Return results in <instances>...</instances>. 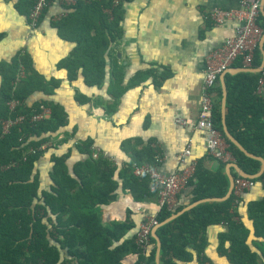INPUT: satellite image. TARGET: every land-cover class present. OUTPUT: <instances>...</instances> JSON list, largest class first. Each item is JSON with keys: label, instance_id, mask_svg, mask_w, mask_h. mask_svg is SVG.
Listing matches in <instances>:
<instances>
[{"label": "trees", "instance_id": "1", "mask_svg": "<svg viewBox=\"0 0 264 264\" xmlns=\"http://www.w3.org/2000/svg\"><path fill=\"white\" fill-rule=\"evenodd\" d=\"M121 1L79 0L54 23L61 38L75 43L70 55L58 63V68L66 70L69 81L77 80L81 74L87 86H102L107 76L108 57L111 58L109 94L114 102L107 106L108 112L115 111L117 101L129 86L155 77L153 70L139 71L126 83L123 64L118 62L116 54L113 57L110 53L111 45L122 37L124 10ZM34 2L17 0V11L29 20ZM259 23L264 30L262 14ZM2 36L0 33V39ZM261 61L262 52L257 47L253 66H259ZM21 64L25 75L17 80ZM234 66L241 67L238 62ZM0 71V162L15 163L0 174V264H124L123 258L137 251L136 232L145 215L135 221L129 211L124 221H105L102 206L117 201L121 189L128 190L136 201L148 203L158 198L149 176L135 175L131 166L133 162L154 163L155 150L150 144L134 149L133 161L118 171L106 155L92 156V139L75 140L64 153L52 155L54 164L50 176L53 184L50 190H41L39 177L33 173L36 162L49 148H59L70 142L73 134L65 131L62 139L55 140L68 121L61 104L50 100L27 105L26 100L35 91L51 94L61 80L45 79L26 51L18 52L11 62L2 63ZM261 75L262 72L225 75L228 88L226 122L247 150L264 156V98L257 93ZM166 77L163 74L162 78ZM215 90L214 123L224 135L219 78ZM76 99L81 104L89 101L83 94H78ZM12 100L20 102L13 110L9 105ZM42 103L51 108L48 118L35 122L26 119L1 136L3 120L19 115L30 117L40 111ZM249 115L253 118L248 119ZM245 121L251 122L254 131L242 125ZM227 141L241 168L249 174L259 172V159L246 155ZM47 142L51 145L45 149L30 151ZM72 146L87 156L77 161L71 172L67 160ZM225 166L220 161V166L213 170L206 168L202 160L197 162L188 183L191 202L226 195L230 181ZM254 180L264 185V172ZM233 201V194L223 200L204 201L160 225L157 229L161 239L160 264H189L194 256L203 264L209 259L204 254L207 229L220 223H226L228 230L219 235V252L233 264H260L259 255L247 243L249 229L234 219L238 212L237 207L232 210ZM184 206L177 204L169 209L163 205L152 215L162 223ZM249 215L254 220L255 233L264 236V199L249 204ZM156 251V239L152 236L147 255L152 264H156Z\"/></svg>", "mask_w": 264, "mask_h": 264}, {"label": "crops", "instance_id": "2", "mask_svg": "<svg viewBox=\"0 0 264 264\" xmlns=\"http://www.w3.org/2000/svg\"><path fill=\"white\" fill-rule=\"evenodd\" d=\"M16 2L0 0V33L3 34L0 39V65L11 62L18 52L26 51L33 66L45 79L61 80L51 94L35 91L27 98L26 104L50 100L61 104L67 112L68 121L66 127L56 134L55 140L62 139L65 131L73 134L70 142L59 148H49L36 162L33 173L39 177L41 190H50L53 184L50 176L54 164L52 155L64 153L73 141L86 138L92 139L94 148L109 157L118 171L133 161L134 149H142L147 144L160 152L162 160L159 169L165 173L177 172L186 165L180 156L189 142L192 146L187 162L202 160L206 168L213 170L220 166V161L208 153L205 132L194 125H182L176 119H196L205 56L220 46L236 26L234 22L215 26L207 18L208 12L213 7H238L241 0H122V37L111 45L110 53L113 57L116 54L118 62L123 64L126 83L139 71L153 70L155 77L150 76L139 84L129 86L113 112L107 111V106L114 102L109 94L111 58L108 57L107 76L102 86H87L81 74L77 80L69 81L66 70L58 68V63L70 55L75 43L61 38L54 25L65 7L54 0L45 10L38 27L33 28L28 18L17 11ZM163 74L167 77L162 78ZM1 83L0 71V86ZM78 94L85 95L89 101L79 103L76 99ZM261 97L264 98V86ZM249 118L253 117L249 115ZM250 123L245 121L242 125L254 131ZM86 156L72 146L67 160L71 172L73 165ZM231 170L235 172V169ZM129 196L138 206L129 202L121 204ZM191 197L188 188L180 193L177 204H184L187 208L194 203ZM263 199V182L256 180V184L242 194L237 206L238 215L234 217L249 229L247 243L259 255L260 264H264V236L255 233L249 204ZM159 205L158 199L148 203L136 201L128 190L121 189L117 201L102 206V216L105 221H124L131 211L130 216L139 220L144 215L159 211ZM227 230L226 223L208 227L204 254L209 259L205 262L233 264L218 249L219 235ZM132 259L134 256L127 255L123 262L130 264ZM189 264H202V261L194 256Z\"/></svg>", "mask_w": 264, "mask_h": 264}, {"label": "built area", "instance_id": "3", "mask_svg": "<svg viewBox=\"0 0 264 264\" xmlns=\"http://www.w3.org/2000/svg\"><path fill=\"white\" fill-rule=\"evenodd\" d=\"M54 0H35L29 16L30 26L38 27L39 19L43 11ZM79 0H58L65 9L60 17L66 15ZM263 0H241L238 7L231 9H223L213 7L207 14V18L215 26H224L229 22H234L236 26L230 30L225 36L224 42L211 50L205 56V73L201 85L200 107L195 120L187 118H177L176 121L182 125H194L198 129L205 132V146L208 153L214 159L224 162L225 164L237 162L234 154L230 150V144L223 133L215 126L214 123V106L216 96L217 80L222 73L229 70L237 62L241 67L252 68L255 51L259 47V43L264 30L259 23ZM118 2V1H116ZM258 81L257 93L261 95L264 86V69ZM25 75V68L21 64L17 75V80ZM20 102L17 100L10 101L9 105L13 110ZM51 114V108L45 104L40 105V111L32 114L30 117L19 115L16 118H9L2 121V134L9 133L12 126L24 122L29 119L30 122L46 119ZM51 142L42 144L38 148H31V152L38 149H45L50 146ZM191 142H189L182 152L180 159L186 165L179 171L173 173H165L160 171L159 163L162 160L160 152L155 149L154 163L144 162L138 164L132 163L133 173L137 176L148 175L151 179L152 190L158 192L159 207L166 205L169 209L177 206L180 193L188 189V183L194 175L197 162L192 160L187 162L191 156ZM102 153L99 149L93 148L92 156L97 158ZM105 155V154H104ZM15 163L2 164L0 162V174L11 167ZM256 184L252 177L236 175L234 179L233 191L234 195L233 207H237L240 198L244 192L251 189ZM159 221L154 215H145L139 222L135 243L137 251L128 255L134 256L130 264H150L148 261V253L151 250V238L153 230L159 225ZM140 257H143L141 260ZM124 259V258H123ZM123 261V260H122ZM127 264V262H123ZM203 264H213L206 261Z\"/></svg>", "mask_w": 264, "mask_h": 264}, {"label": "water", "instance_id": "4", "mask_svg": "<svg viewBox=\"0 0 264 264\" xmlns=\"http://www.w3.org/2000/svg\"><path fill=\"white\" fill-rule=\"evenodd\" d=\"M261 11H262V14L264 16V6L263 5L261 7ZM259 47H260V50L262 52V61H261L259 66L252 67V68H244V67H233V68H230L229 70L225 71L224 73H222L220 75V82H221V86H222L221 114H222V127H223L224 135L226 136V138L230 142L234 143L246 155L259 159L262 162L261 169L256 174H249L243 168H241V166L237 162H233V163L227 164V175H228V178H229V181H230V185H229V189H228V191H227L225 196L200 199V200L194 202L193 204H191L189 207L183 208L182 210L178 211L177 213L171 215L164 222L160 223L153 230V234H152L153 237L156 239V245H157L156 264H159L160 253H161V239H160V237H159V235L157 233V229H158V227L160 225H162V224H164V223L176 218L177 216L182 214L184 211L192 208L194 205H197V204H199L201 202L212 201V200H223V199H226V198L230 197V195L232 194V191H233L234 179H235V175L236 174H239V175L245 176V177L256 178V177L261 176L262 173L264 172V158L254 154L252 152H250L249 150H247L245 148V146L231 133V131L228 128L227 122H226V103H227L228 89H227V84H226V80H225V75L227 73H235V72L242 71V70H249L250 72H260V71H262L264 69V34L261 37V40H260V43H259ZM231 169H235V172H232Z\"/></svg>", "mask_w": 264, "mask_h": 264}, {"label": "bare ground", "instance_id": "5", "mask_svg": "<svg viewBox=\"0 0 264 264\" xmlns=\"http://www.w3.org/2000/svg\"><path fill=\"white\" fill-rule=\"evenodd\" d=\"M132 203V204H134L133 203V200H132V198L129 196L128 198H126L123 202H121V204H125V203ZM134 205H136V206H138V204H134ZM154 205V204H153ZM156 205V204H155ZM127 207V206H126Z\"/></svg>", "mask_w": 264, "mask_h": 264}]
</instances>
